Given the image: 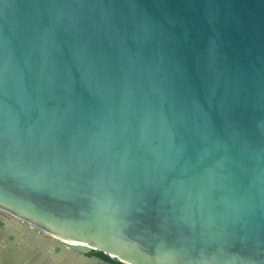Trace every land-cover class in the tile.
Masks as SVG:
<instances>
[{"label":"water","instance_id":"water-1","mask_svg":"<svg viewBox=\"0 0 264 264\" xmlns=\"http://www.w3.org/2000/svg\"><path fill=\"white\" fill-rule=\"evenodd\" d=\"M9 219L126 264H264V0H0Z\"/></svg>","mask_w":264,"mask_h":264},{"label":"rangeland","instance_id":"rangeland-1","mask_svg":"<svg viewBox=\"0 0 264 264\" xmlns=\"http://www.w3.org/2000/svg\"><path fill=\"white\" fill-rule=\"evenodd\" d=\"M0 224L5 226L0 228V264H90L81 258L82 254L58 251L57 246L66 248L63 243L30 225L14 220Z\"/></svg>","mask_w":264,"mask_h":264},{"label":"trees","instance_id":"trees-1","mask_svg":"<svg viewBox=\"0 0 264 264\" xmlns=\"http://www.w3.org/2000/svg\"><path fill=\"white\" fill-rule=\"evenodd\" d=\"M88 254L95 256L97 258H101L103 261L109 263V264H126L125 262H122L118 259L112 258L109 255L103 253L102 251L93 249L89 252H87Z\"/></svg>","mask_w":264,"mask_h":264},{"label":"crops","instance_id":"crops-1","mask_svg":"<svg viewBox=\"0 0 264 264\" xmlns=\"http://www.w3.org/2000/svg\"><path fill=\"white\" fill-rule=\"evenodd\" d=\"M18 223H19V222H18ZM55 248H56V246H55ZM57 250H58V251H61V252H67L68 254H75V255L82 254L81 258H82L85 262L89 261L90 264H94V263H93L94 261L96 262V264H100V263L105 264V263H103V262H101V261H98L97 259H95V258L92 257V256L89 257V256L85 255V254L82 253V252H77V251L72 250V249L67 248V247H66L65 249H62L61 246H57Z\"/></svg>","mask_w":264,"mask_h":264},{"label":"flooded vegetation","instance_id":"flooded-vegetation-1","mask_svg":"<svg viewBox=\"0 0 264 264\" xmlns=\"http://www.w3.org/2000/svg\"><path fill=\"white\" fill-rule=\"evenodd\" d=\"M66 247V246H65ZM83 253V252H82ZM85 255H87V256H89V257H91L92 255H90V254H88L87 252L86 253H84ZM93 257V256H92Z\"/></svg>","mask_w":264,"mask_h":264},{"label":"bare ground","instance_id":"bare-ground-1","mask_svg":"<svg viewBox=\"0 0 264 264\" xmlns=\"http://www.w3.org/2000/svg\"><path fill=\"white\" fill-rule=\"evenodd\" d=\"M9 220H12V219H9ZM17 223L19 222V223H21L20 221H16Z\"/></svg>","mask_w":264,"mask_h":264}]
</instances>
